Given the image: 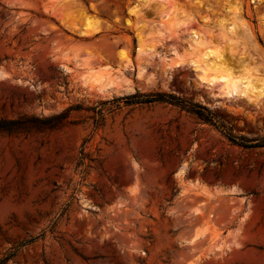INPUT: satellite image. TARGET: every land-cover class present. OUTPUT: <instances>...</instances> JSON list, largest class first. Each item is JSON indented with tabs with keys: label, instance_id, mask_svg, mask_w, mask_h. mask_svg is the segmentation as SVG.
Listing matches in <instances>:
<instances>
[{
	"label": "rangeland",
	"instance_id": "obj_1",
	"mask_svg": "<svg viewBox=\"0 0 264 264\" xmlns=\"http://www.w3.org/2000/svg\"><path fill=\"white\" fill-rule=\"evenodd\" d=\"M247 84L264 0H0V264H264Z\"/></svg>",
	"mask_w": 264,
	"mask_h": 264
},
{
	"label": "trees",
	"instance_id": "obj_2",
	"mask_svg": "<svg viewBox=\"0 0 264 264\" xmlns=\"http://www.w3.org/2000/svg\"><path fill=\"white\" fill-rule=\"evenodd\" d=\"M124 100H126L127 102H131L133 104H148V103H153V102H168V103H172V104H179L180 102L177 101L175 98L165 95V94H158L156 96H151V97H145V96H141V95H130V96H126L123 97ZM181 106L184 108V104L181 102ZM194 107H187V111L195 116H197L200 120H202L205 123H208L210 125H214V118L211 115V113H209L207 110L201 108V107H197L199 109H203L204 111H206L207 115L204 116L203 113H200V111H195L193 109ZM3 122L0 120V131L4 130L3 127ZM226 136L228 138V140L230 142H232V144L237 145L241 148H264V139H260V140H246L243 138H236L233 137L232 135H230L229 133H226Z\"/></svg>",
	"mask_w": 264,
	"mask_h": 264
},
{
	"label": "bare ground",
	"instance_id": "obj_3",
	"mask_svg": "<svg viewBox=\"0 0 264 264\" xmlns=\"http://www.w3.org/2000/svg\"><path fill=\"white\" fill-rule=\"evenodd\" d=\"M206 60H205V62H206ZM217 60H221V56H217ZM199 68H197V69L199 70ZM202 70L203 69L201 68L200 71H202ZM89 79H91V78L88 77V80ZM86 80L87 79H84V81H86ZM204 81H205V79H204ZM228 81L229 80L227 78H225V77H220V78L213 77V78H211L209 80V83L210 84H214L216 82L217 83H222L223 86H224V91H225L226 94H232L233 92L238 91V84H237V82L228 84ZM101 82L102 81L101 80H98L97 78L95 80L93 79V83H98L99 84L98 85L99 89H104L105 87L101 84ZM240 92L243 93L244 95L250 94L251 96H254L255 98H259V97H262L264 95V89H255V88L251 87L249 84H247L246 86H244V88ZM193 239H196V237L193 238Z\"/></svg>",
	"mask_w": 264,
	"mask_h": 264
}]
</instances>
